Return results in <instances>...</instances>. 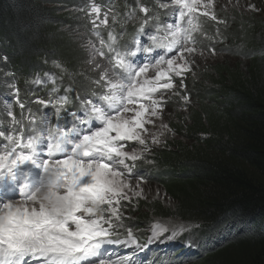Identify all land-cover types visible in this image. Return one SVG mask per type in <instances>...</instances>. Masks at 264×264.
<instances>
[{"label":"trees","instance_id":"1","mask_svg":"<svg viewBox=\"0 0 264 264\" xmlns=\"http://www.w3.org/2000/svg\"><path fill=\"white\" fill-rule=\"evenodd\" d=\"M151 1L153 8L150 0H107L104 15L95 20L91 0H0V95L15 102L23 95L30 103L25 79L45 70L53 72L54 81L73 84L81 96L101 87L102 81L94 82L107 63L104 57L97 62L100 68L89 63L86 43L93 42L100 50L99 37L111 33L120 38L141 26L136 22L145 15L139 11L141 4L154 18L151 27L173 8L172 0ZM203 19L198 15L199 24ZM246 20L249 23H238L225 36L237 39L231 46L235 50L228 52L237 63L200 71L179 96L163 94L166 112L170 107L184 108L174 118L178 123L174 128L184 132L190 143L176 141L155 153L162 172L149 182L161 183L175 204L164 208H171L166 214L146 207L145 213L138 210L128 217L135 226L151 215L198 222L197 234L183 236L198 242V251L189 249L187 260L177 264H264V22L241 19ZM208 23L205 32L214 35L220 26L212 20ZM69 92L61 88L59 94ZM185 94L189 103L181 99ZM49 105L40 106L48 110ZM7 111H11L8 104L6 110L1 104L4 120Z\"/></svg>","mask_w":264,"mask_h":264},{"label":"snow or ice","instance_id":"2","mask_svg":"<svg viewBox=\"0 0 264 264\" xmlns=\"http://www.w3.org/2000/svg\"><path fill=\"white\" fill-rule=\"evenodd\" d=\"M213 3L214 0H172L173 6H179V19L167 25H152L155 33L147 32L145 26L151 25L154 18L148 15L150 9L141 4L139 11L145 15L132 37L134 48L125 45L124 52L113 48L116 41L111 33V43L105 46L114 54L106 55L93 45L89 63L95 62L97 54L108 61L100 73V80L94 82L104 81L107 86L99 96L102 103L81 98L84 116L68 113L73 118L72 126L57 124L54 132L47 117L41 120L43 127L40 129L35 127L33 119L30 132L35 134H29L26 141L23 132L13 137L0 131V137L8 141L0 146V264H106L101 258L104 245L137 244L130 229L126 241L112 238L118 235L116 228L123 227L120 201L129 199L125 189L132 190L128 177H134L135 164L128 165L126 160H140L143 153L151 151L147 143L149 137L153 145H159L164 131H171L163 122L160 128L164 131L159 133L150 132L145 125H155L152 117L161 118L164 100L161 90L175 88L171 74L183 77L191 70L190 64L195 63L197 52L204 55L202 49H197V41L192 36V32L200 30L193 14L202 7L201 15L217 23H226L209 10ZM160 7L170 6L160 4ZM247 8L258 11L254 4ZM92 11L99 12V8L93 5ZM172 11L175 15L177 8L173 7ZM134 15L135 11L129 18ZM186 17L187 28L182 26ZM144 34L148 35L150 43L140 39ZM100 43L104 45L103 40ZM155 49H163L165 54L157 53L140 63L134 59L138 53L147 56ZM209 51L215 55L214 48ZM185 53L189 55L186 57ZM178 60L182 63H177ZM165 63L167 68L163 67ZM95 66L100 68L101 64ZM180 88L186 89L183 78ZM156 93H160L159 97H155ZM92 94L97 95L96 92ZM173 94L180 95L179 92ZM181 99L190 102L186 94ZM145 100L150 103L146 105L142 102ZM37 102L45 107L56 103ZM62 108L63 104L56 109L58 120ZM13 123H16L15 117ZM131 141L142 147L127 151L123 142ZM142 179H137V188ZM142 191L134 195L141 196ZM7 193L18 195L19 199ZM184 230L183 225L173 227L172 234L166 238L174 240ZM167 232L168 227L157 223L152 227L149 240L159 239ZM121 264H130V261Z\"/></svg>","mask_w":264,"mask_h":264},{"label":"rangeland","instance_id":"3","mask_svg":"<svg viewBox=\"0 0 264 264\" xmlns=\"http://www.w3.org/2000/svg\"><path fill=\"white\" fill-rule=\"evenodd\" d=\"M249 4H254L256 9H258V11H253V10L248 9L247 5ZM152 6H153V3L151 2V7ZM209 10L215 13L218 20H223L226 23H217L216 20H212L209 17L202 15L204 16V19L206 20L203 19V21L199 24L200 30L197 31L198 37L196 38L197 40L196 47L198 50L202 49L204 52V55L200 56L199 52H197V54L194 57L195 63L190 64L191 70L185 72L183 74V77H177L174 74H171L172 82L175 85V88L162 91L163 94L166 91H170L171 94H169L168 96L169 98H171V96L172 97L177 96V95H174L173 93L179 92L180 90H182L180 88V84H178V82L182 78L186 85V82H188L191 77H194L200 71H207L213 67H216L222 64L223 65L224 64L234 65L235 63H237V59H235L236 57L228 55V52L230 53L232 52L231 50H235L231 48V46L232 44H234L235 41H237V39L229 40L225 36H227L232 31V28L239 26L238 23H244V24L249 23V21L247 20L241 21L242 18L251 17L258 22H264V0H214L213 7ZM203 11L204 9L201 7L196 13L201 15V12ZM224 17H228L231 20V22H227V20H225ZM208 20H212L216 25L220 26L218 28L219 33L217 32V29L215 30L216 33L214 35H211L209 32H205L206 30H208V26H209ZM142 21H143V18L141 19L137 18L136 20L137 24ZM206 21H207V25H205ZM222 36H224L225 38L222 40L214 41L216 37H222ZM98 40L100 43V39ZM206 40L211 42L212 46L207 45ZM86 45L88 46V49H89L90 60H92L91 53L94 51L93 45L95 49H96V46L98 45L90 41L87 42ZM210 48L215 49V55H213L212 52L209 51ZM226 49H228V51H226ZM188 55H189L188 53H185L186 57ZM100 58L102 57L97 54L95 57V62L93 63L94 64L97 63ZM177 63H182V61L178 60ZM163 67L167 68V64L165 63ZM152 75H154V73H152ZM102 85H104V87H102ZM71 87L73 89H76L73 84L71 85ZM106 87L107 86L105 85V82L102 81L101 88L106 90ZM187 87L188 86L186 85V88ZM155 97H159V95L155 94ZM38 100H41V99H37L34 102V105H41V103L37 102ZM142 102L145 103L146 105L150 103V101H147V100L142 101ZM164 103L165 102L163 100L162 101L163 110L161 111V118L156 119L155 117H152L151 119L155 121V125L147 124L145 125V127L148 128L150 132L159 133L161 131H164L163 129L160 128V124L161 122H163L168 125L171 131H164V134L160 136L161 143L159 145H153L151 138L149 137L147 139V143L151 151L143 153L142 158L135 162H133L132 160H126V163L128 165L135 164L136 166H144V165L151 166L153 164H157V160L155 159V153H159L162 149L174 145L176 141H179L180 143H186L187 145H189L190 142H189V139L186 138L185 136L186 134L174 128V126L178 125V123L175 122L174 118L178 116V111L183 112L184 108L182 107L180 111V109L174 110L170 107L168 112H166L164 110L165 109ZM1 104L5 106V110H6V101L3 100L2 95H0V105ZM13 107H12V110L10 111L12 113L11 116H14L16 118V116L14 115ZM128 115H131V113H129ZM141 147L142 146L139 145L138 142L131 141L127 143L126 150L132 151L133 148L139 149ZM161 172L162 170H160L159 172H156L155 174H160ZM138 178H143V177H139V176L128 177L129 182L132 186V190L129 191L128 189H125V192L127 193L129 199L120 201L119 211L122 213V217L130 221L131 219L128 217L132 218V216H134L131 212H136L138 210H141L142 213H145L146 207H155L157 208V210H159L163 214L168 213L171 208L168 210H164V208L173 206L175 202L169 199V196L166 194L161 183H159L158 181L149 182V180L152 178L149 176V178H143L140 184V187L137 188L136 184H137ZM141 189L143 190L141 196L134 195L135 192L141 191ZM154 219H167L170 221H178V222H181L180 220H182V219H178V220L172 219L171 220V219H168L167 217L158 218L157 215H151L148 220H154ZM185 221H193V220H185ZM106 264H113V263L106 262Z\"/></svg>","mask_w":264,"mask_h":264}]
</instances>
